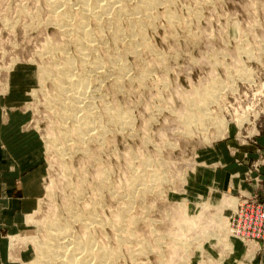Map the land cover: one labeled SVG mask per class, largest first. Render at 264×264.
<instances>
[{"label": "rangeland", "instance_id": "obj_1", "mask_svg": "<svg viewBox=\"0 0 264 264\" xmlns=\"http://www.w3.org/2000/svg\"><path fill=\"white\" fill-rule=\"evenodd\" d=\"M157 1L136 15V37L130 13L120 15L121 35L89 22L96 49L84 61L47 1L0 0V264H30L58 219L73 239L90 233L93 248L112 251L104 264H264V238L242 242L235 257L220 251L227 216L254 193L226 191L209 172L264 133V0ZM67 54L74 78H87L81 108L94 118L83 140L73 128L86 111L65 123L53 80L40 76ZM118 110L125 124L113 119Z\"/></svg>", "mask_w": 264, "mask_h": 264}, {"label": "bare ground", "instance_id": "obj_2", "mask_svg": "<svg viewBox=\"0 0 264 264\" xmlns=\"http://www.w3.org/2000/svg\"><path fill=\"white\" fill-rule=\"evenodd\" d=\"M45 1H47L48 5L52 6L53 11L55 12L54 16L51 14L53 16L52 19H53V22L55 21V24L58 26V28H60L61 31L58 29L60 31V33L63 34V36H64L63 41H65V37H67V36L68 37H70V35L74 36L76 45L74 44V42H73V44L76 46V50H77L76 52L79 53L78 54V55H80L79 57L80 58L82 57V60H84V61H86L87 57L89 55H91L90 53L92 52V50L95 48V45H96L95 44L96 41H94L95 39H94V34H93L95 31H94L92 26L91 27L88 26L89 22H91V23L93 22V24L98 25V28L103 26L102 22H105L106 24L105 23L104 24L108 25L110 27H111V25H115V27L117 25V27H116L117 32H114V33L121 35L120 34L121 28L119 25L121 23V22H119L120 15L130 13L132 15L129 19L130 26H129V33L128 34H130V36L132 37V36L136 35V32H138V31L142 32V26L143 25L141 23V18L140 19L138 18V20H137L136 15L140 14V13H142V11H144L145 13H147V16H149V12L152 13L151 10H153V8L158 3L157 0H137V1L135 0L136 1L135 5L131 6L132 2L130 3L129 0H45ZM72 1H74L78 6V11L75 14L70 9L72 7V4H71ZM166 2H167V0H166ZM128 3H130L131 5H129ZM160 3H161V1H160ZM129 6H131V8ZM132 7L135 9L133 10ZM147 16H145V17L147 18ZM103 17H104L105 21H102ZM142 21H144V20H142ZM139 22H140V24H139ZM98 28H96L97 31H98ZM99 32H101V30ZM100 34L98 33V35H100ZM68 40H71V39L68 38ZM68 40L66 39V41H68ZM132 41H133V39H132ZM54 46H56V44H54V43H50L47 46V48H48L47 52L50 53L51 56L53 55L52 53L54 52V50H52V48ZM135 46H137V42H136ZM45 48H46V46H45ZM58 48L60 50H62L63 52L65 50V48L62 45H60V47L58 46ZM63 52L61 54H63ZM69 55L70 54L63 55V61H61L62 62L61 64L58 62H51L50 65L42 67V69H41L42 73L40 74V76H41V78L42 77L43 78L50 77V79L53 80L52 82L54 83L53 85L56 88L57 94H56L55 98H53L52 96L51 97L54 99V101H56L59 104L60 109H58V110H60V112H61L60 113L61 117L64 118L63 121H65V119H67V117L68 118L69 117L75 118V121H76L77 117H76L75 112L77 113L79 111L78 110L79 108H80V110L81 109L83 110V108H81V107H83V106H81V104L86 102L85 99H83L84 97L86 98V96L83 97V95L86 94L85 92H86V87H87V85H86V79L87 78L86 79L84 77L74 78V74L72 71V68L74 66V60L72 59L73 57L69 56ZM112 55H110V56H112ZM53 58L55 59V57H53ZM80 58H78V59H80ZM112 58H114V57H112ZM84 61H82V62L85 63ZM100 62H102V61H99L98 58H95L93 63L90 62L91 64L90 63H86V64H90L91 68L96 69V67H98L101 64ZM81 65H80L81 67L80 66L79 67L82 70V67L84 68V66H83V64H81ZM86 66L87 65H85V67ZM87 67H89V66H87ZM85 70H86V68H85ZM88 105H89V103H88ZM76 110H78V111H76ZM200 110L201 109H199V111ZM206 110L208 111L209 109H206ZM83 111H86V114L84 115L85 117L83 118L82 121L78 122L79 124H78V126L76 125L75 129L73 128V131L78 132V134L80 136L79 138L81 140H83L85 135L88 133V132L84 131V129L89 131L91 129V127L93 126L92 119L94 118V116L92 118L90 108L83 110ZM83 111H81V112H83ZM111 113H113L114 116H116V117L112 116V117H114L113 119L119 118L116 120L120 121L121 117L125 118V116L123 115L124 114L123 111L118 110L116 112L112 111ZM203 113H206V112H203ZM113 114H111V115H113ZM208 115H206V116H208ZM78 120H81V118ZM121 120H123V119L121 118ZM201 120H205V119H201ZM189 121H191V119ZM220 121L221 120H219V122ZM66 122L67 121H65V123ZM90 123H92V125H90ZM124 124H125V121H124ZM60 125L62 127L61 122H60ZM73 126H75V125L73 124ZM64 132H65L64 134H66L67 137L71 133L68 130H64ZM61 138H62V136H61ZM140 179H142V178H140ZM73 206L74 205H72L71 207H73ZM237 206L235 208H233L231 214L229 216H227V220H228L229 226H230V228L228 229V235L231 237L230 240L232 242L235 241L236 238L241 239L239 237V235L237 234V233H239L238 232L239 226L238 225L233 226L232 217H231V215L234 213V211H236ZM72 209H74V208H72ZM72 213L74 214V217L77 220L82 221V223L86 227H87V225L92 223V220H89V219H88L89 221L86 220V218H83L77 212H75L73 210H72ZM93 215H94V213H93ZM185 216H186V213H185ZM95 218H96V216H95ZM195 218L196 217H193L192 220L194 219L196 221ZM118 219H120V218H118ZM94 220H96V219H94ZM194 220H193V223H195ZM62 221H63V219H62ZM64 222H61L60 219H58V220L52 221L49 224V233L46 235V237L44 239L45 241L43 240L44 242L42 244L37 243L38 247L35 250V252L33 253L35 255L32 257V261H31L32 264H94L93 260H95V259L98 261L103 260L102 263L104 264L107 261L108 262L111 261L110 257L114 256V254H112V251H108L107 249H100L101 247L97 248L95 246L97 249L100 250V252H97V253H99V255L94 254L93 249L95 247L93 248V243L90 241V239H88V238H90V235H89L90 233H87L88 235L86 236V238L83 237V239H82V236H81V239H77V240L73 239L72 236L75 237V235L72 234L73 232L72 233L70 232V235H69V233H68L69 227L67 229V225L64 224ZM68 223L71 224V222H68ZM70 224H69V226H70ZM190 224H192V221L190 222ZM70 228H71V226H70ZM84 229L88 230L89 228H84ZM88 232H89V230H88ZM83 234H84V232L82 233V235ZM92 239L94 240V237ZM254 240L255 239L247 240V241L248 242L253 241V244H254L255 243ZM97 257H99L100 259H98ZM98 261H96V263H100ZM106 264H108V263H106Z\"/></svg>", "mask_w": 264, "mask_h": 264}, {"label": "crops", "instance_id": "obj_3", "mask_svg": "<svg viewBox=\"0 0 264 264\" xmlns=\"http://www.w3.org/2000/svg\"><path fill=\"white\" fill-rule=\"evenodd\" d=\"M263 134L255 137V140H256L255 143H252V142L246 143L247 144L246 148L237 149L238 151L236 153L237 154L236 156L238 158L237 157L235 158L236 161L233 162V164H230L229 163L230 159H228V160L224 161V165L220 166L219 168L213 167L211 169V171H209L210 173H212L213 178L217 179V180L214 179L216 181V184L221 185L222 189H225L226 191L228 190L231 192H232V190H234V192H237L238 190L245 189L249 193L257 194L258 198L264 199V161L262 162V161L258 160L259 161L258 164L253 163V162H258L257 159H254L253 162L251 161L252 158H258L259 155L264 156V155H262L263 148H264V135ZM234 157L235 156H229L228 158L234 159ZM249 171H251L249 173V174H251L250 178L247 177V173ZM4 172H5V170H3L2 166H0V180L1 181H2V178L4 176ZM220 174L222 175V178H220L221 177ZM253 174H257L259 177V181H258L257 185L252 182V179H253L252 175ZM249 179H251V180H249ZM2 183L3 184H2V186H0L1 187L0 189H4V193H6V191H5L6 184H4L5 182H3V181H2ZM4 196L5 195L0 192V214H3V209H2L3 206L1 205V203H2L1 198H3ZM2 200H4V199H2ZM15 212L19 213L20 209L17 208V211H15ZM24 212H25V210H24ZM230 239H231V237L229 238V245L227 247L219 239L218 246L221 247L220 251L223 253H224V249H231L232 248L230 255L235 257V256H237V253L244 247V245H243L241 239H239V238H236V240L233 242ZM262 254L264 255V250H263ZM258 260H259V257L256 256L253 258V261H251V263L259 264ZM227 262L230 263L229 260Z\"/></svg>", "mask_w": 264, "mask_h": 264}, {"label": "built area", "instance_id": "obj_4", "mask_svg": "<svg viewBox=\"0 0 264 264\" xmlns=\"http://www.w3.org/2000/svg\"><path fill=\"white\" fill-rule=\"evenodd\" d=\"M231 217L233 226H239L237 234L243 242L264 238V199L257 194L242 195Z\"/></svg>", "mask_w": 264, "mask_h": 264}]
</instances>
